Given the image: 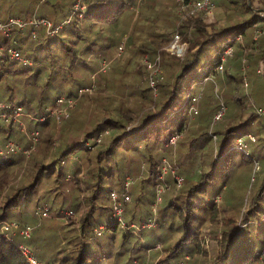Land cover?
Segmentation results:
<instances>
[{
    "label": "trees",
    "instance_id": "trees-1",
    "mask_svg": "<svg viewBox=\"0 0 264 264\" xmlns=\"http://www.w3.org/2000/svg\"><path fill=\"white\" fill-rule=\"evenodd\" d=\"M213 2L226 11V16L208 30L200 15H187L192 24L184 20L179 14L180 0H171V9L161 8L158 16L156 0H0L2 21L43 17L59 27L54 35L33 24L15 27L10 35L0 32V223L8 221L11 210L29 206L39 190L43 194L36 198V207L50 197L38 211L47 207L48 213L55 210L63 216L64 204L58 203L57 194L63 184H72L82 200L76 196L70 202L74 215L65 219L81 212L79 235L70 249L65 246L67 253L59 264H119L110 260L112 250L116 248L117 255H123L133 232L129 234V229L118 224L114 205L127 193L135 196L136 207L151 203V196L142 197V187L132 186L128 191L125 179L144 173L143 179L155 187L164 171L162 163L167 162L165 158L173 161L170 152L177 147L185 183L160 208L163 219L160 217L158 226H166L169 214L170 228L176 222L181 236L173 241L163 235L166 255L157 264L197 256L204 240L200 231L207 222L212 228V222L217 221L223 206L219 208L216 200L222 198L221 192L227 190L234 172L238 173L237 180H246L245 190L255 186V193L249 201L244 190L243 209L225 214V237L210 264H264V115L258 112L264 111V95L259 102L251 99L241 76L243 62L264 63V0ZM76 5L80 9H75ZM169 15L174 17V25L168 17L163 18ZM175 32L188 43L187 56L166 48ZM255 35L259 37L255 39ZM121 47L129 55L113 56ZM229 47L233 54L221 76L218 66ZM10 49L19 51L26 62L11 58ZM100 53L107 57L110 68L100 70L96 80L93 73L101 66ZM145 54L161 56V60L159 57L157 64L155 57L154 66L149 68L139 61ZM156 68L159 73L155 77L151 73ZM203 69L207 74L199 80ZM150 76L155 86H151ZM210 77L217 88L221 81L225 89L231 87L225 99L231 107L213 131L208 129L217 109L198 112V121V113L195 121L191 114ZM261 85L257 90L264 91L263 76ZM86 87L93 92H85L78 99L79 108L90 114L86 127H60L53 115L61 105L58 99L73 102L78 90ZM18 108L31 115L28 128L41 132L39 151L23 179L16 176L19 158L5 148L17 137L14 118ZM175 136L186 140L176 145L171 141ZM55 141L57 145L52 147ZM255 162L261 165L257 180L250 175ZM127 212L125 208L129 223L142 219ZM147 213L145 207L143 216ZM100 226L105 228L104 234L97 236L94 229ZM119 234L121 249L116 244ZM20 242L0 233V264H32Z\"/></svg>",
    "mask_w": 264,
    "mask_h": 264
},
{
    "label": "rangeland",
    "instance_id": "rangeland-1",
    "mask_svg": "<svg viewBox=\"0 0 264 264\" xmlns=\"http://www.w3.org/2000/svg\"><path fill=\"white\" fill-rule=\"evenodd\" d=\"M48 1L49 3H51L52 0H48ZM156 2H158V6L154 10L156 11L157 16L159 14L158 12L161 11V8L166 9L165 7L168 6L166 10L168 11L171 9V6H170L171 0H168L167 2L163 0H156ZM74 8L80 9V6L78 7L75 6ZM172 13L173 12H171V14ZM179 14H181V16L184 18L186 22H188L189 24H192V20H190V16H187L186 13H184V10L182 8H180ZM169 16H165L163 18L168 17L169 18L168 22L174 25L175 24L174 17L173 16L169 17ZM225 16H226V11L222 10L221 8H218L217 5L215 4L212 10V13H211V17H209L208 19H204V18H201L202 16L200 15V18L207 22L206 24L208 26V30H210L212 28V25L217 26V24L219 23L221 24L223 21H225ZM197 18H199V16ZM31 20L32 19H30L29 21H26V20H23V21L27 25V24H30ZM54 34H51V35H54ZM176 35H178L179 37L178 39H176L177 42L174 44V46H172L170 43L172 42L173 38H175ZM258 37L259 35H255V39ZM171 38L172 39L167 44L166 48L172 51L173 53L177 54L178 56L179 55L181 57L187 56L188 43L186 41L181 40V35L175 32L174 35L171 34ZM122 44H124V42L121 43L120 46ZM100 54H101L100 57L103 56L99 61L101 63V66L100 68L97 69V71L93 73V77L96 78V80H98V76L100 75L98 72L100 70L106 71L107 69L110 68L109 60L105 59L107 57H104L103 53H100ZM128 55H129V52H127L126 50H124L123 47H121L115 51V55L113 56L124 58ZM110 57L108 59H110ZM155 57L156 55L153 57L150 54H145L144 56L140 58L139 61L141 64L143 63L144 65H147L149 68H151L155 64V60H156ZM159 57L161 60V56ZM159 57L158 56L156 57L157 64L159 63ZM250 70L252 72H250ZM222 72L223 70H220L219 75L222 76ZM158 73H159V68H156L153 70L151 74L156 77ZM206 74H207L206 69L201 70L199 72L198 79L199 80L203 79V77ZM241 76L243 77L242 84H243L245 92L249 93L250 96L252 95L253 98L250 97L251 99L253 100L255 99L256 101L259 102L261 100V95H264L263 90H257L259 86H262L261 85L262 76L264 77V63L263 62H259V63L252 62L251 63L249 61L243 62ZM149 80L151 82V86H155V81H154L155 79H153L152 76H150ZM209 80L210 81H208L207 87L206 88L204 87L203 93L201 94L199 93V98L197 96V105L196 104L194 105V110H191L192 111L191 114H192L193 120L195 121V117L198 112H201L202 110H205L207 108L209 109L212 108L213 110L217 109L212 119V125L208 129L209 131H213L216 128H218L217 122L219 120H224L223 118L225 114L228 113L229 108L231 107L230 105L228 106V104L225 101L226 97L228 96L227 95L228 92L229 91L231 92V87H229L228 90L225 89L223 86L224 81H221L222 85L217 83L218 84V88H217L215 84H212V82L214 83L213 78L210 77ZM94 84L97 85V81ZM203 85H205V83ZM85 92H93V91L89 87L78 90V98L76 100H73V102L71 101L73 105L70 108L69 112H67V114L66 113L60 114V112L64 110V108H66V104L64 103H60L61 105L58 104L59 107L56 109V112H54L53 115L56 116L55 118L60 127L61 126H64V127L70 126L71 128H85L86 127V122L88 121V119H90V114L87 110H85L84 107H83L84 109L79 108L80 105H79V100H78ZM262 98H264V96H262ZM60 99L61 97L58 99V102ZM22 109L23 110L17 109L18 112L15 114V118H14V121L16 123L14 127H15V130H17V133H16L17 137L15 139L13 138L10 140L18 146V150L14 152L15 153L14 157L19 158V161H20V165L16 171V174H17L16 176L19 179L20 178L23 179L25 177L27 170L30 168V164L32 162L33 156L39 151L38 144L41 141V137H40L41 132L36 131L35 129L31 130L28 128L27 118L31 117V115L28 114L26 111H24V108ZM73 110H74V113L73 112L71 113V111ZM77 110L78 112L76 113ZM218 112L223 113L222 117H220L219 119L216 118V115L218 114ZM258 112L264 115V111L258 110ZM199 115L200 113L197 114V121H198ZM133 118H136V116L134 115ZM43 119L44 118H41V120ZM36 132H38V134ZM36 138L38 140L35 143ZM183 139L186 140L183 137L181 138L179 136L178 137L175 136L172 138L171 141L176 143L177 145L179 144V141ZM0 140L2 141L1 133H0ZM56 142L57 141L53 142L52 147L54 145H57ZM199 142L200 140L197 141V145H198L197 147H200ZM6 152H8L7 149H6ZM170 153L171 155H173V161L171 162L167 158H165L166 159L165 161L167 162L162 161L163 163H162L161 169L164 170L165 172L163 171V174H159V180L157 181L158 183L155 187L150 186L148 182L143 179L144 173L138 175L137 178L133 176L126 177L125 186L128 189V191L132 188V186H137L138 188L142 187L140 189L141 192L144 193L142 197L145 198L146 196H151L150 197L151 203L147 206H143L139 204L138 207H136L137 205H136L135 196L127 193V195L130 196L131 201H128L127 203H124V200L122 201V203L124 204L123 205L124 212L126 208L128 211L127 212L128 214L132 211L139 218L142 217V219L140 220L138 219V221L137 220L133 221V223L137 225L138 228L128 230L129 234L133 232V235L132 236L130 235L131 237H130L129 243H125V246L123 247V250H122L123 255H117L118 249L113 248L112 255L110 258L112 262H117L119 264H129V263H133L134 261H138V262H142V264H157V262L160 260V257H165L166 255V251L164 250L166 243L164 242L163 235L167 234V237L172 239L173 241H177L180 238L181 233H179V230L176 227L177 223L175 222V226H173L172 229L170 228V224L168 221L172 219L169 217L170 216L169 214L168 216H166V218L164 217L165 219H168V221H165L166 226H164L163 228L158 226V220L161 217V215H159L160 208L161 207L163 208V205L164 204L166 205L169 202L168 200L172 199V197H174V195H176V193L183 188L184 183H185L184 177H183L184 174L182 173L183 170L178 161L179 152H178L177 147L173 148ZM191 155L192 154H190V156ZM260 166H261L260 163L255 162L254 168L251 170V174H250L251 178H254L256 176L255 179L257 180V177H258L257 174L260 171L259 169ZM142 171H144V169H142ZM254 172H256L255 173L256 175H254ZM237 174L238 173L236 172L232 174L231 178L229 179V182L227 183L225 187L227 188V190L226 191L223 190L221 192L222 198L216 200V201L219 200V203L217 205L219 208L223 206V210L219 211L217 221H215L214 223L212 222V225H213L212 228L209 226L210 225L209 222H207L206 225L203 226L204 230L200 231V236L201 238H204V240L199 245L200 248L198 249L197 256L195 258L189 257L187 261L185 260L187 264L189 263L193 264L195 261H196V264H210V260H213L212 258L216 256V253L219 250L218 243L222 241L223 238L225 237V234L223 232L224 229H222V228H226L227 223H228L226 219H224L225 214L227 213V215H229V213L238 212L239 208H241L242 199H243L242 194L246 188V180H244V178L237 180V176H238ZM180 178H183L181 185H179L180 180H181ZM161 186L164 187L165 191L164 193H162V198H161L162 202L160 201L159 203H157V207H156V205H154L155 201L156 200L159 201L156 193L158 191V188H160ZM255 188L256 187L254 186V187H251V189L247 188V190H245L246 193L248 191L247 194H249V201L252 195L255 193ZM52 193L54 195V192ZM41 194H43L42 190L36 191L33 194V199L34 198L35 199L29 206L25 205V206L17 207L11 210L7 216V220L9 221L7 222L11 225V227L8 230H6L3 228L4 226L3 222L0 223V233L14 240L16 239L17 241H21L20 243L23 244V246H27L28 249L33 252L32 254L34 255V257L37 259V261L40 264H50L53 261L54 263L52 264H59L61 263V260L66 256L67 250L64 251L65 246L68 245V249H70V246L73 245L74 242L76 241V236L79 235V225H78L79 219L78 218L81 212L79 213L76 212V215L73 218L74 220L63 218V216L58 214V212H56L55 210L53 211L50 210L48 213V217L41 218L38 215V208L41 207L42 205H47L48 204L47 198L50 197L48 195L36 207V203H35L36 198L41 199ZM76 196L79 197L78 201L82 200L79 194V190L73 187L72 184H69V183L63 184L60 188L59 193L57 194L58 203L61 205L64 204V208L61 210H67V209L74 210L73 206H70V202L74 200ZM2 198L3 197L0 195V201L2 200ZM153 205H154V209H153ZM145 207H146V210L149 211V213H147L149 214L147 215V217L143 216ZM59 208L61 207L59 206ZM242 209H243V206L241 210ZM124 216H126V213H124ZM161 219L163 218L161 217ZM73 221H75L74 222L75 224H73L74 226L72 227ZM149 223L152 225L151 227L147 226V224ZM27 225L30 226V229L32 231L30 239L25 238L24 233H23V231L25 230L24 227ZM142 225H144L145 228H142ZM67 229L70 231L67 232L68 231ZM94 231L98 236L99 229L95 228ZM102 233L103 232H101V234ZM120 237H122V234H119V236L117 237L118 242L116 244H117V247H119V249H121ZM68 240L69 241L71 240L70 243H68ZM138 241L141 242L143 246L138 247ZM30 243H31V246L29 245ZM158 246H160V248H158ZM68 251L70 253V250ZM140 256H142L143 258L139 259L138 257ZM181 260H183V258L178 257L176 258L174 262H170L167 264H174L175 262H179ZM63 263H65V261Z\"/></svg>",
    "mask_w": 264,
    "mask_h": 264
},
{
    "label": "built area",
    "instance_id": "built-area-1",
    "mask_svg": "<svg viewBox=\"0 0 264 264\" xmlns=\"http://www.w3.org/2000/svg\"><path fill=\"white\" fill-rule=\"evenodd\" d=\"M182 2V6L181 8L184 10V12L186 13V15L188 14H194V15H201L202 18L204 19H208L209 17H211V13L212 10L215 6V3L213 2V0H180ZM76 7H78V5H76ZM30 24H33L35 27H45L47 32L49 34H54L58 31L59 27H54L52 21H50L47 18H33L30 21ZM26 26V23L23 21L22 18L19 17H14V18H10L7 21H2L0 20V32L4 33L5 35H10L12 30L15 27L18 28H23ZM32 34L34 36H36V31H32ZM178 35L175 36V38H173L172 42L170 43L172 46H174V44L177 42L176 39H178ZM9 53L11 55V58L17 59V60H23V57H21V54L19 51L15 50V49H10ZM233 54V50L232 47H229L224 55L221 58V63L218 66L219 70H223L224 69V65L227 61L228 58H230ZM180 56V55H179ZM26 62V61H24ZM60 103H64L66 104V108H64V110H62L60 112V114L62 113H66L68 112V107H72V102L71 100H67V102H65L63 99L59 100ZM21 110V108H18ZM191 110H194V106L191 108ZM18 112V111H17ZM223 113L222 112H218V114L216 115V118L219 119L220 117H222ZM38 134V132H36ZM37 138L35 140V143L37 142ZM6 149L8 152H15L16 150H18V146L16 144H14L12 141L7 142L6 144ZM180 183L179 185H181V182L183 180V178H180ZM165 189L164 187H160L158 188L157 191V197L159 201H155L156 207H157V203H159L162 199V193H164ZM115 196V195H114ZM116 198V197H115ZM114 198V199H115ZM131 201L130 196L129 195H125L124 196V202H128ZM123 203L122 201H118L115 205H114V217L116 218L118 224L126 229H135L138 228L137 225H135L134 223H129V221L127 220L126 216H124V208H123ZM154 205H153V209H154ZM156 209V208H155ZM155 211V210H154ZM39 215L41 217H47L48 216V208L47 207H43L41 209H39ZM63 218H70L74 215V212L72 210H62L61 211ZM4 226L3 228L8 230L11 225L8 222H3ZM148 227H151L152 225L149 223L147 224ZM25 230L23 231L24 236L25 237H30L31 236V229L30 226H26L24 227ZM142 228H145L144 225H142ZM99 232L98 234L100 235L101 232H103L105 230V228L103 226H100L99 228ZM158 248H160V246H158ZM23 253L25 254V256H27V258L32 262V264H40L37 259H35L33 256L30 255V251L27 247L23 246ZM189 259V256H185L183 258V260L179 261V262H175L174 264H187L185 262V260L187 261ZM129 264H142V262H138V261H134L133 263H129Z\"/></svg>",
    "mask_w": 264,
    "mask_h": 264
}]
</instances>
